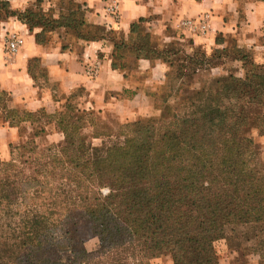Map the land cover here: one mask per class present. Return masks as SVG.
Wrapping results in <instances>:
<instances>
[{"label":"trees","instance_id":"16d2710c","mask_svg":"<svg viewBox=\"0 0 264 264\" xmlns=\"http://www.w3.org/2000/svg\"><path fill=\"white\" fill-rule=\"evenodd\" d=\"M40 15L0 9V27L16 18L39 45L49 44L48 34L57 30L75 29L81 41L108 35L87 22V10ZM147 23L141 19L131 26L135 41L116 43L113 67L123 69L128 57L169 67L159 121L114 130L97 119L99 113L82 111L74 102L77 94L50 114L11 108V95L0 90V125L21 134L26 124L33 129L17 147L30 158L25 161L23 154L7 164L11 170H0V216L14 198L25 207L20 210H32L39 244L31 254L37 264H63L47 256L57 238L52 228L62 226L60 236L72 243L81 231L76 219L89 226L104 253L119 257L117 264H150L164 256L173 264H220L215 245L230 227L264 226V162L257 147L264 137V64L255 62L253 50L222 35L211 54L171 44L157 49ZM231 64L237 67L229 69ZM39 65L32 63L47 78ZM216 69L229 74L206 77ZM50 126L63 140L42 150L37 139L48 137ZM84 254L75 252L70 264H83Z\"/></svg>","mask_w":264,"mask_h":264},{"label":"crops","instance_id":"0c3cea01","mask_svg":"<svg viewBox=\"0 0 264 264\" xmlns=\"http://www.w3.org/2000/svg\"><path fill=\"white\" fill-rule=\"evenodd\" d=\"M74 1L87 10V22L104 27L109 36L81 41L66 33V37L53 43L39 45L36 36L20 22L13 19L1 25L0 90L11 95V108L56 114L70 96L82 93L79 102L82 111L112 114L121 123L151 114L149 105L156 99L154 94L162 87L169 67L161 61L133 57L125 59L123 69L113 67L116 43L122 39L135 41L131 26L141 19L148 20L157 49L171 44L189 52L200 48L211 54L219 47L217 38L222 35L237 41L240 48L253 50L255 62L264 64V1ZM113 6L118 8L117 18L112 15ZM204 19L208 26L204 33L199 28L182 27L184 21ZM9 33L24 39V45L15 54L7 48ZM33 61H38L47 73L43 82L32 67ZM214 71L226 73L223 69ZM24 127L29 132L33 130L29 124ZM47 130L51 142L63 140L55 127ZM23 140L18 128L0 125V157L9 158ZM254 264H264V258L255 255Z\"/></svg>","mask_w":264,"mask_h":264},{"label":"rangeland","instance_id":"374dc122","mask_svg":"<svg viewBox=\"0 0 264 264\" xmlns=\"http://www.w3.org/2000/svg\"><path fill=\"white\" fill-rule=\"evenodd\" d=\"M0 9L18 12H25L27 9H31L35 13L48 15L50 18L58 17L60 14L68 15L70 13H82L86 10L83 5L76 4L74 0H0ZM41 15L40 17H42ZM76 16V18L79 19L80 15L77 14ZM13 19L18 21L16 18L5 19L6 21L2 24ZM145 27L148 29V24H146ZM66 33L77 37L75 29H71L68 32L57 30L54 34H48V42L53 43L63 36L66 37ZM9 35H11V33H9ZM229 41L235 43V40ZM236 65L237 64H231L228 68H236ZM39 67L41 68L40 65ZM225 72L226 73L223 74L214 70L208 71L206 72V77L223 79L229 74L228 71ZM40 79L43 82L47 78L40 76ZM42 82H40V84ZM166 91V89L161 87L155 94L153 93L156 99H152L149 105L151 114L141 116L136 120L121 123L112 114L105 113L96 114V117L100 122L114 130L121 125L137 121H159L162 114H164V103L162 99ZM77 95L74 102L79 103L83 95L82 93H78ZM8 105L10 107L11 103ZM31 133L32 131L29 132L26 128L23 130L21 134L24 139L23 142L29 140ZM263 141L264 137L258 140L257 147L260 152V159L264 162ZM37 143L43 150L50 145V140L47 136H43L37 139ZM93 143L96 147H101L102 145L101 140H94ZM23 154L25 161L30 158V155L24 152L20 153L17 147L13 149V153H11L9 158L0 157V163L4 164V166H0V170H11L7 164L14 161L16 162L18 157H21ZM23 208L25 207L22 206L20 200L14 198V205H12L9 211L4 213V215L0 216V264H37V258L32 257L31 254V251L33 252L39 244V238H36L33 234V232H35L34 226H36V223L33 221L32 210H20ZM74 222H80L79 229H81V231L77 235L78 238L72 243H68L67 241L64 242V238L60 236L62 226L55 229L52 228V230L55 231L52 235H57V238L53 240L55 245L54 249L47 254L51 260L63 264H70L75 260V252L83 251L85 252V254L82 255L83 264H117L116 261L119 260V257L104 253V251L101 250L98 238L92 234L87 224L79 219H76ZM41 226L44 225H40V227ZM24 244L26 245L24 246ZM49 246L50 244L44 242V249H48ZM215 246L220 264H254L255 253L264 254V226L251 225L230 227L227 230L226 239L217 242ZM44 257L46 256L44 255ZM168 263L173 262L170 257L164 256L152 261L150 264Z\"/></svg>","mask_w":264,"mask_h":264},{"label":"built area","instance_id":"2783aa9c","mask_svg":"<svg viewBox=\"0 0 264 264\" xmlns=\"http://www.w3.org/2000/svg\"><path fill=\"white\" fill-rule=\"evenodd\" d=\"M111 12L114 18L118 17V8L117 6H113L111 8ZM182 27L184 28H189L192 30H196L199 28V31H201L202 33L207 31V23H206V19L201 20V21H195V20H188V21H184L182 23ZM24 45V39L22 38V36L14 33L9 35L8 37V41H7V48L9 53L11 54H15L18 52V50Z\"/></svg>","mask_w":264,"mask_h":264},{"label":"clouds","instance_id":"9594fccd","mask_svg":"<svg viewBox=\"0 0 264 264\" xmlns=\"http://www.w3.org/2000/svg\"><path fill=\"white\" fill-rule=\"evenodd\" d=\"M103 191L105 192V194H107V192H108L109 190H108V189H104Z\"/></svg>","mask_w":264,"mask_h":264}]
</instances>
